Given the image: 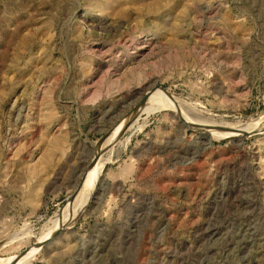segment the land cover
<instances>
[{"label": "rangeland", "instance_id": "obj_1", "mask_svg": "<svg viewBox=\"0 0 264 264\" xmlns=\"http://www.w3.org/2000/svg\"><path fill=\"white\" fill-rule=\"evenodd\" d=\"M263 126L264 0H0V264H264Z\"/></svg>", "mask_w": 264, "mask_h": 264}, {"label": "bare ground", "instance_id": "obj_2", "mask_svg": "<svg viewBox=\"0 0 264 264\" xmlns=\"http://www.w3.org/2000/svg\"><path fill=\"white\" fill-rule=\"evenodd\" d=\"M158 90V89H157ZM156 91V90H155ZM152 92V91H151ZM153 93V92H152ZM156 93V92H155ZM155 93H153V94H155ZM152 95V94H151ZM164 95V94H163ZM162 95V96H163ZM154 96H156V95H154ZM153 96V97H154ZM166 99H167V97H166ZM168 99H170V98H168ZM171 100V99H170ZM158 101H159V99H158ZM161 101V100H160ZM162 102V101H161ZM168 103V102H167ZM169 103H172V102H169ZM174 103V102H173ZM173 105V104H172ZM171 104L170 105H165L164 103L163 104H161V105H158L157 107H158V109L160 110V108H162L161 110H169L170 112L171 111H174L175 110V108L172 106ZM175 106V105H174ZM144 107V106H143ZM176 108H178V107H176ZM145 109V108H144ZM144 109H142V108H140L139 110H137L136 111V113H132L133 115L130 117V118H133V117H135L134 119L136 120L137 118V116H139L138 114L139 113H141L142 111H144ZM155 109H157V108H155ZM147 110V109H146ZM180 111H181V109H180ZM183 111V110H182ZM178 112H179V110H178ZM181 116H183V114H180ZM186 114H184V116H185ZM192 116H193V114H192ZM187 116H185V118H186ZM201 117V116H200ZM129 118V119H130ZM195 118V117H194ZM194 118H193V120H194ZM198 118H199V116H198ZM197 117L195 118V120H194V124L195 125H197L198 127H203V128H205V131L207 130V131H211V133H215V135H217L218 137H221V136H228V135H236V134H238L239 132H241V133H244V134H246V133H249L246 129H242V130H236V129H221V128H218V127H215V126H213L210 122H205V123H201V121L200 120H203V119H198ZM134 119H132V121L134 120ZM184 119V118H183ZM131 121V122H132ZM192 122V121H191ZM129 123V122H128ZM262 127V126H261ZM260 127V128H261ZM264 127V126H263ZM249 129V128H248ZM257 129H259V128H257ZM220 131H223V132H220ZM259 131V130H258ZM254 132V131H253ZM209 133V132H208ZM204 136L208 139V138H210L209 136L210 135H208V134H204ZM214 136V135H213ZM206 140V139H205ZM209 140V139H208ZM207 140V141H208ZM104 144V143H103ZM100 146V145H99ZM95 150H97V149H95ZM96 152V151H95ZM94 152V153H95ZM90 178V177H89ZM88 181V180H87ZM84 191V190H83ZM91 192H92V189H91ZM55 226V225H54ZM61 227V226H60ZM59 227V228H60ZM57 229L56 228H54V230H53V232L55 233V231H56ZM53 232H51L50 234H48L41 242H39V244H37V247H39L46 239H49L50 238V236H51V234H53ZM34 251V250H33Z\"/></svg>", "mask_w": 264, "mask_h": 264}, {"label": "water", "instance_id": "obj_3", "mask_svg": "<svg viewBox=\"0 0 264 264\" xmlns=\"http://www.w3.org/2000/svg\"><path fill=\"white\" fill-rule=\"evenodd\" d=\"M106 134H107V133H106ZM106 134H104V135H103L98 141H99V142L102 141V139L105 138V135H106ZM99 150H100V149L98 148V151H99ZM93 153H94V152H93ZM96 155H97V152H95L94 154H92L91 159H90V162L88 163L87 167H90V166H91V164L93 163V161H94ZM78 185H79V183L74 187V189H73V193H72V195L69 197V199H71V198L73 197L75 191H76L77 188H78Z\"/></svg>", "mask_w": 264, "mask_h": 264}]
</instances>
